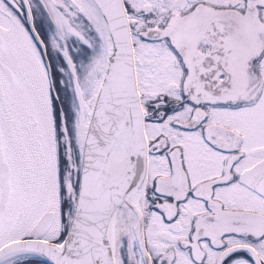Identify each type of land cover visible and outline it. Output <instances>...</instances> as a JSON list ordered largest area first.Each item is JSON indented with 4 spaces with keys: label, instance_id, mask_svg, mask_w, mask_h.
<instances>
[{
    "label": "snow or ice",
    "instance_id": "obj_1",
    "mask_svg": "<svg viewBox=\"0 0 264 264\" xmlns=\"http://www.w3.org/2000/svg\"><path fill=\"white\" fill-rule=\"evenodd\" d=\"M0 264H264V0H0Z\"/></svg>",
    "mask_w": 264,
    "mask_h": 264
}]
</instances>
